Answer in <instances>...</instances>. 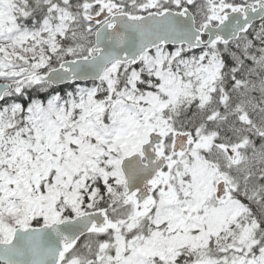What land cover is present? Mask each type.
Wrapping results in <instances>:
<instances>
[{"label": "snow or ice", "instance_id": "snow-or-ice-1", "mask_svg": "<svg viewBox=\"0 0 264 264\" xmlns=\"http://www.w3.org/2000/svg\"><path fill=\"white\" fill-rule=\"evenodd\" d=\"M0 264H264V0H0Z\"/></svg>", "mask_w": 264, "mask_h": 264}]
</instances>
